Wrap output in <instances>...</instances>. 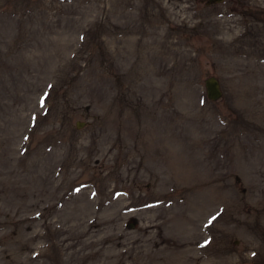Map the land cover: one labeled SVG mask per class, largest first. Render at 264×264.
<instances>
[{
  "label": "rangeland",
  "instance_id": "374dc122",
  "mask_svg": "<svg viewBox=\"0 0 264 264\" xmlns=\"http://www.w3.org/2000/svg\"><path fill=\"white\" fill-rule=\"evenodd\" d=\"M0 264H264V0H0Z\"/></svg>",
  "mask_w": 264,
  "mask_h": 264
},
{
  "label": "water",
  "instance_id": "95a60500",
  "mask_svg": "<svg viewBox=\"0 0 264 264\" xmlns=\"http://www.w3.org/2000/svg\"><path fill=\"white\" fill-rule=\"evenodd\" d=\"M220 0H206L207 3L217 2ZM203 87L205 96L210 100H215L221 95L219 82L214 75H207L203 78ZM82 122H76V126H80Z\"/></svg>",
  "mask_w": 264,
  "mask_h": 264
},
{
  "label": "snow or ice",
  "instance_id": "6c2138e0",
  "mask_svg": "<svg viewBox=\"0 0 264 264\" xmlns=\"http://www.w3.org/2000/svg\"><path fill=\"white\" fill-rule=\"evenodd\" d=\"M214 219V218H213Z\"/></svg>",
  "mask_w": 264,
  "mask_h": 264
}]
</instances>
